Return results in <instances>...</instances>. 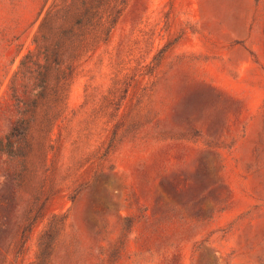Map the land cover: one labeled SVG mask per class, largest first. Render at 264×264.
<instances>
[{
	"label": "rangeland",
	"instance_id": "rangeland-1",
	"mask_svg": "<svg viewBox=\"0 0 264 264\" xmlns=\"http://www.w3.org/2000/svg\"><path fill=\"white\" fill-rule=\"evenodd\" d=\"M69 1L0 0V136L39 24ZM83 59L52 206L63 226L24 227L35 183L14 200L0 159V264H264V0H126ZM115 126L101 170L75 164Z\"/></svg>",
	"mask_w": 264,
	"mask_h": 264
},
{
	"label": "trees",
	"instance_id": "trees-1",
	"mask_svg": "<svg viewBox=\"0 0 264 264\" xmlns=\"http://www.w3.org/2000/svg\"><path fill=\"white\" fill-rule=\"evenodd\" d=\"M125 2L70 0L60 7L54 4L39 24L36 52L25 55L21 62L24 82L10 85L9 128L0 136V159L5 178L16 189L14 200L17 191L28 181L35 183L25 228L31 229L37 218L47 219L48 232L63 226L62 217L52 206L63 191L59 182V157L61 151H67L72 145L69 142L71 125L63 121L67 114V95L82 70L83 58L109 41ZM116 131L115 126L101 153L91 150L85 158L76 155L75 164L82 159L96 162L95 175L115 146ZM78 179L80 182L73 188L71 200L88 183L82 173H78Z\"/></svg>",
	"mask_w": 264,
	"mask_h": 264
}]
</instances>
